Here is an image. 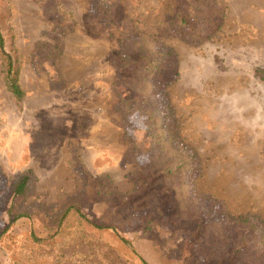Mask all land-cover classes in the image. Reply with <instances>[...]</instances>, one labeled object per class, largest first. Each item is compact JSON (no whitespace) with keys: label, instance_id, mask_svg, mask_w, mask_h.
<instances>
[{"label":"rangeland","instance_id":"rangeland-1","mask_svg":"<svg viewBox=\"0 0 264 264\" xmlns=\"http://www.w3.org/2000/svg\"><path fill=\"white\" fill-rule=\"evenodd\" d=\"M214 1L0 0V264H264V0Z\"/></svg>","mask_w":264,"mask_h":264},{"label":"trees","instance_id":"trees-1","mask_svg":"<svg viewBox=\"0 0 264 264\" xmlns=\"http://www.w3.org/2000/svg\"><path fill=\"white\" fill-rule=\"evenodd\" d=\"M175 4L169 14V26L177 33L188 35L193 39L207 38L212 33V27L215 26L216 18L222 15L218 5L214 0H172ZM180 2V3H175ZM183 2V3H181ZM217 25H220L219 23ZM217 27V26H216ZM20 57L15 49H7L5 40L0 32V73L2 75L5 89L12 95L13 99L18 102L23 97V90L19 84ZM33 175L30 169L20 172L12 182V193L15 195H25L32 186ZM63 210V214L67 212ZM79 216L94 227H102L86 220L81 213ZM21 215L14 217V220ZM107 227V226H104ZM35 242H44V239L31 235ZM120 241L131 248L129 240L123 236L119 237ZM142 264H147L141 260Z\"/></svg>","mask_w":264,"mask_h":264},{"label":"clouds","instance_id":"clouds-1","mask_svg":"<svg viewBox=\"0 0 264 264\" xmlns=\"http://www.w3.org/2000/svg\"><path fill=\"white\" fill-rule=\"evenodd\" d=\"M137 115H139L141 122L146 119V117L140 115L139 111L137 110V111L132 112V114L129 116V121L134 124ZM139 159L141 162H144L146 160V158H144V157H140Z\"/></svg>","mask_w":264,"mask_h":264}]
</instances>
